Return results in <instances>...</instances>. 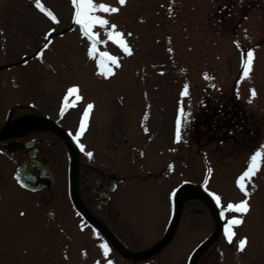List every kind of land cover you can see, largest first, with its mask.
I'll list each match as a JSON object with an SVG mask.
<instances>
[{"label":"rangeland","instance_id":"obj_1","mask_svg":"<svg viewBox=\"0 0 264 264\" xmlns=\"http://www.w3.org/2000/svg\"><path fill=\"white\" fill-rule=\"evenodd\" d=\"M91 2L115 11L93 9L108 23L86 32L73 0H0V126L9 116L54 104L57 109L59 97L74 88L61 110L64 128L76 131L79 177L122 170L127 178V203L120 192L116 203L128 213L108 205L97 216L119 224L128 215L127 228L118 229L141 251L168 227L174 192L186 182H203L220 197L221 232L197 264H264V0ZM89 103L86 125L75 130L79 107ZM205 110L226 123L232 119V129L211 138L201 126ZM23 129L34 131L30 138L52 140L41 146L51 168L68 166L65 147L50 130L25 123L10 133ZM6 153H0V264H188L215 228L208 202L187 194L179 202L174 237L159 252L139 260L110 249L106 255L107 242H93L89 229L71 242L68 214L75 211L57 196L63 170L52 188L31 194L17 185ZM15 157L17 166L26 155ZM42 199L62 204L61 228L47 224L57 220V209L46 210ZM242 200L247 212L228 208ZM235 219L240 222L229 225ZM63 224L68 233L60 230ZM238 240L244 244L238 247ZM85 246L95 250L82 259Z\"/></svg>","mask_w":264,"mask_h":264},{"label":"flooded vegetation","instance_id":"obj_2","mask_svg":"<svg viewBox=\"0 0 264 264\" xmlns=\"http://www.w3.org/2000/svg\"><path fill=\"white\" fill-rule=\"evenodd\" d=\"M55 118V116L53 117V119ZM51 132H55L54 130H51ZM56 135V138L58 139V142L56 143H61V139L57 136L56 132L54 133ZM22 137H11L9 140H6L4 141L1 145H0V149H8V150H11V153L12 155L14 154H17L18 152L19 153H28L30 150H33V151H36V158L41 160L42 162L45 161L46 157H41L42 154H44V150L41 149V146L44 142V144L46 145H52L53 142L52 140H48V139H45V140H42V138H32L33 139V142L31 143L30 147L27 148L25 147V142L26 140L24 141V139L22 140H18ZM30 138V136H29ZM60 140V141H59ZM63 144V142L61 143ZM56 145V144H55ZM15 156V155H14ZM13 168H10L8 170H12ZM52 170H56V174H59L58 170H63L65 171L66 169L65 168H59V169H52ZM79 170V169H78ZM111 172H106V173H98L100 175L96 176L97 178L96 179H99L101 181H103V184L102 185H99L98 186V190L97 192L95 193V191H93V188L91 189V186L93 187V183H94V179L91 180L88 179L87 177L86 178H83L81 179L79 177V173H78V180L76 179V186L78 188V186H80L81 190L84 191V192H87V198L89 197V199L85 198L83 199L85 205H87L88 207L90 208H93L95 207L98 211H101L103 209L104 206H112V203H115L116 205V197L114 196L115 192L117 191V189L119 187L122 186V179L118 178L115 174H110ZM115 173V172H113ZM111 178H115L116 179V185H115V189L111 192H109V187H108V184H107V181H109ZM80 179V180H79ZM100 192H109L110 193V198H109V201L105 204V205H101L100 204V197H99V193ZM123 193V196H125V192L122 191ZM121 193V195H122ZM114 205V206H115ZM125 227L127 228V224L125 222H122L121 223V227ZM113 229L115 230V232L117 233V230L113 227ZM121 233H124V231H121ZM118 234V233H117ZM119 235V234H118ZM121 237V236H120ZM125 237V235H124ZM121 240L124 242V243H128V240H126V238L124 239L123 237H121Z\"/></svg>","mask_w":264,"mask_h":264},{"label":"water","instance_id":"obj_3","mask_svg":"<svg viewBox=\"0 0 264 264\" xmlns=\"http://www.w3.org/2000/svg\"><path fill=\"white\" fill-rule=\"evenodd\" d=\"M28 118H37V119H40L41 121H44V119L39 118L37 116H25V117L17 118L15 120L11 121L8 125H6L5 127H3L0 130V136L8 128H10L15 122H18V121L23 120V119H28ZM61 135L63 136V138L67 142H69L68 139L62 133H61ZM69 150H70V153H73L70 145H69ZM71 161H72L71 162V166H73V163L74 162H73V155L72 154H71ZM71 173H72V170H71ZM18 177H19V180L22 183V185L24 187L28 188V189H31V190H38V189H41V188H45V187H47V186H49L51 184V174L49 173V171L47 170V168L45 166L39 165L38 163H36L34 161H27L26 163H24L23 166H22V168H21V170H18ZM71 189H72V186H71ZM184 191L198 193L199 195H201L202 197H204L205 199H207L210 202V204L213 206L214 211H215V216L217 218V228H216V231L214 233V236L216 235V233L218 232V229H219V222H218V212H217V209L214 206L215 205V202L213 201V199L205 191L201 190L200 188H198L196 186H193V185H186V186H184L183 188H181L179 190V192H178V194L176 196L175 212H174L172 224H171V227H170L168 233L163 238V240L157 246H155L154 248H152V249H150V250H148L146 252L139 253V254H136V253L133 254L132 253V255H134V256H142V255L149 254V253L155 251L158 247H160L169 238L170 234L174 230L175 222H176V219H177V197H178V195H180ZM209 241L210 240H208L206 242V244ZM206 244H204V245H206Z\"/></svg>","mask_w":264,"mask_h":264},{"label":"snow or ice","instance_id":"obj_4","mask_svg":"<svg viewBox=\"0 0 264 264\" xmlns=\"http://www.w3.org/2000/svg\"><path fill=\"white\" fill-rule=\"evenodd\" d=\"M37 4L39 5V0H36ZM73 3L76 4L77 7V11H76V16L75 18L77 19L78 23L81 24V26L84 28V30L87 32L94 24H100V25H105L108 23L107 20H105L103 17L100 16H96L93 13V9H95L96 7H99L101 9H104L105 11L111 10V11H115V9H108L106 5L100 4V5H94L92 4L91 0H73ZM120 3L123 4L124 0H120ZM43 10V9H42ZM49 16H52L51 12H48ZM52 19L55 20V16H52ZM113 28L115 27V25L112 26ZM122 44V47H124V50L126 52L130 51V49L127 47V45L125 43H123L122 41H118ZM45 47H47V44L44 45ZM252 53L249 51L248 52V57L249 59H251ZM75 89H69V91H74ZM93 107V105L91 103H89L86 106V111L84 113V115H87V109H91ZM177 124V139L180 138V131H179V126H180V120L176 121ZM81 148H83V145H81ZM89 156H92L91 152L87 153ZM255 156L252 157L253 160H255ZM252 171L251 168L248 169V171H246L244 173V176L247 177L249 175V173ZM241 187H243V185H241ZM247 195V193H245ZM213 196L215 197L217 203H219L220 197L216 196L215 193H213ZM229 209L235 208L236 211L238 212H247L248 211V205L246 203V201L242 200L240 201V203L238 205H233V204H229L228 205ZM239 219H235V220H229V225L233 224V223H239ZM227 231V229H226ZM240 244L243 245L244 241L241 240ZM103 247L105 248V254L107 255L108 253V248L107 245H103ZM109 264H111V261H109Z\"/></svg>","mask_w":264,"mask_h":264}]
</instances>
